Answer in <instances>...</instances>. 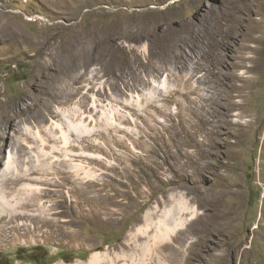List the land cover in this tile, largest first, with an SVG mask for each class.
I'll use <instances>...</instances> for the list:
<instances>
[{
	"label": "rangeland",
	"instance_id": "rangeland-1",
	"mask_svg": "<svg viewBox=\"0 0 264 264\" xmlns=\"http://www.w3.org/2000/svg\"><path fill=\"white\" fill-rule=\"evenodd\" d=\"M111 26L135 34L114 33L111 54L96 57L91 99L78 104L84 87L48 110L35 66L47 50L35 57L34 44ZM0 101L1 160L47 173L38 181L65 178L43 200L55 209L40 216L29 203L0 219V264H83L93 252L130 264L146 240L131 234L177 199L199 214L157 248L164 264L173 249L176 264H264V0H0ZM55 123L73 136L71 159L58 139L38 149L37 128L59 137ZM75 164L93 177H73Z\"/></svg>",
	"mask_w": 264,
	"mask_h": 264
},
{
	"label": "bare ground",
	"instance_id": "bare-ground-1",
	"mask_svg": "<svg viewBox=\"0 0 264 264\" xmlns=\"http://www.w3.org/2000/svg\"><path fill=\"white\" fill-rule=\"evenodd\" d=\"M146 28L147 27H143V26L140 27L139 32L146 31L147 30ZM131 29L132 28L129 26L121 27L120 29L119 28L115 29V27L111 26L108 29L103 28L101 30L98 29L97 31H95L96 29L89 30L88 33L86 32L82 36L75 35L71 37L69 41L65 43V45H59V46L51 45L49 48H47L48 42H45V43L36 42V44H34L35 46H37L36 54L34 55L35 57L41 56L43 51L47 50L46 52L47 60H44V61H41V60L38 61V59L35 60L36 69L38 70L41 76H44V78L46 79L45 82L48 83V87L42 89L44 92V95L46 96L45 107L48 110H51L49 109L51 108V102H55L60 99L65 100V102L68 101L69 99L71 100V98L75 97L76 95L81 94V91L82 89H84V87L86 88V91L82 93V95L80 96L78 104L80 106H85L87 99L90 98L88 96V93H91L93 91V88H94L93 83L96 77V73L92 71V63L95 61L97 56H100L102 54H105L108 56L111 54V48H114V45L116 44L115 34H119V35L127 34L128 36H130L131 33L135 34L134 32L135 30L132 31ZM129 31H132V32L130 33ZM146 35L147 34L144 32L143 35H140V38ZM13 36H16V34L11 35V37ZM135 38H136L135 40H140L139 37H135ZM171 54H173V51ZM179 55H182V54L180 53ZM179 55H175V60L179 57ZM80 68H83L82 73L80 72ZM157 97L158 98L161 97V92L158 93ZM138 102H139V96L137 95V103ZM2 104L3 103H1L0 101V107L2 106ZM92 104H93V107L95 108V103L92 102ZM91 108L92 107H90V109ZM92 109L90 111H92ZM20 112L21 110L15 112L14 115L20 114ZM76 114L77 112L76 113L74 112L73 116L75 117ZM90 114L91 113H88L89 115L88 117H89V120L92 121V118H91L92 116ZM77 126H82V132L88 133L86 134V137H89L91 135L90 132L92 128L90 127V124L89 125L85 124V120L82 121L81 119H79ZM54 127L58 128L60 136L54 137L52 134L47 132L46 139L40 136L41 135L40 129L37 128V131L35 134L36 136L40 137V140L38 139V141L40 142V147H38L39 151L40 152L44 151L43 145L44 144L46 145L47 142H52L54 140L57 141L58 139L61 142V146L63 148H59L56 145L55 146L57 147L58 151L63 153L62 160L71 159V157L73 156L68 154L67 148H68V145H70L69 138L73 137L72 134H69L68 128L63 127L62 125L58 123L57 124L55 123ZM56 141H55V144H56ZM22 145L21 147L25 148ZM54 147H51V148L53 149ZM3 156L4 157H2V160L0 157V168L2 165H4V169L0 173V189H3L4 187L7 188L5 184L15 185V186L19 185L20 193L19 195H17L18 197H16V194H14L10 198H8L5 196L3 190L0 192V219H3L4 216L15 217L21 214V209L24 208V206L29 205V203H34L38 205L37 209H39L40 216H42L46 212L51 211L52 209H55L56 206L53 204L50 206V208H48L45 205L47 201L43 202V200L48 195H49L48 196L49 199H52L56 193H53L55 191L48 189L49 186H54V187L64 186L63 182H65V178H61V183L58 182L57 180L52 184L46 183V181L44 182V180L38 181V179L34 178L36 174L47 175V173H44L43 170H42L43 173H34V171L31 172L33 169L27 170V168L22 172L16 166V161L12 158V155L10 152H8L7 155L4 154ZM56 156L57 155H54L52 157H56ZM87 159L89 160V164L93 162L92 157H88ZM60 160L61 159H58L57 161H60ZM55 170L58 171L57 169ZM81 170H83V166L81 167V165L75 164L74 166L69 168L68 172H71L73 174V177L74 176L78 177L81 175L79 173ZM58 172L64 173L60 171ZM83 172H84L83 176L85 175L86 178L87 177L92 178L94 175L93 171L91 172V170L89 169L87 172L84 169ZM60 191L61 190H56V192L58 193H60ZM61 195L55 196V197L57 198L62 197ZM169 199L174 200L175 197L173 195H170ZM75 204L77 205L78 202L75 201ZM54 214L55 212H52L48 215L51 216ZM198 214H199L198 210H196L193 207H189L184 200H181V199L175 200V204L170 206L168 209H164L156 221H151V220L150 222L148 221L145 227L138 228L136 229L134 233L131 234L134 237L137 234H141L142 236L146 237V240L143 243L136 244L141 250V255L136 256L133 259L129 258L130 264H151L150 261L152 260H156L157 264H164L163 263L164 257L163 256L161 257L162 252L158 251L157 248L159 249V246L162 243L173 242L172 237L174 233L179 230H183L185 225L189 221L197 218ZM49 220L53 221L54 217L53 216L50 217ZM177 253L178 251L173 249L172 253L169 254L170 255L169 257H167L166 255L164 256L168 258L171 264H176L177 263ZM116 258L125 259L126 255L123 254L121 256H117ZM105 263L115 264L113 259L101 254L100 252H93L89 256L88 261L83 264H105ZM122 264H127V263L124 262Z\"/></svg>",
	"mask_w": 264,
	"mask_h": 264
}]
</instances>
